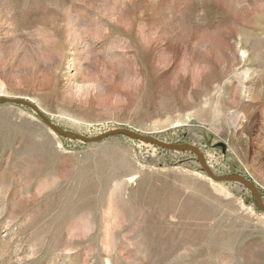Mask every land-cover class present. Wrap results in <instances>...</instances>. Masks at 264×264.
Returning a JSON list of instances; mask_svg holds the SVG:
<instances>
[{
	"label": "rangeland",
	"instance_id": "rangeland-1",
	"mask_svg": "<svg viewBox=\"0 0 264 264\" xmlns=\"http://www.w3.org/2000/svg\"><path fill=\"white\" fill-rule=\"evenodd\" d=\"M0 264H264V0H0Z\"/></svg>",
	"mask_w": 264,
	"mask_h": 264
},
{
	"label": "water",
	"instance_id": "water-1",
	"mask_svg": "<svg viewBox=\"0 0 264 264\" xmlns=\"http://www.w3.org/2000/svg\"><path fill=\"white\" fill-rule=\"evenodd\" d=\"M0 103H14V104H19L22 106H26L31 108L32 110H34L36 112V114L42 119V121L50 128L52 129L54 132H56L57 134L63 136V137H69L72 139H76V138H81L84 140H97L99 138L108 136L110 134H123V135H127V136H131L134 139L140 140L142 142L145 143H151L153 145L162 147V148H167V149H172V150H178V151H182V150H190V151H195L197 152L199 155H201L200 150L198 147L196 146H186V147H180L174 144H170L167 142H163L160 140H155V139H151L149 137H146L144 135H142L141 133L132 130L130 128H116L113 130H110L106 133H104L102 136L98 137V138H85L81 135H69L66 132H63L62 130L58 129L53 123H51V121L49 119H47L45 117L44 114H42L38 108L25 100H19V99H13V98H0ZM201 164L202 167L204 168L206 174L213 179L216 182H223V183H239V184H243L245 185L251 192L254 201L257 205L258 210L263 211L264 212V200L262 198L261 193L259 192V189L257 187V185L251 181L250 179L244 177L241 174H233V175H228V176H217L215 174H213L211 172V170L208 168V166L206 165L204 159H201Z\"/></svg>",
	"mask_w": 264,
	"mask_h": 264
}]
</instances>
